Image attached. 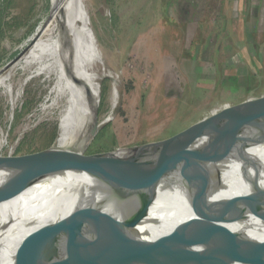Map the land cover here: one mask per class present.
I'll return each instance as SVG.
<instances>
[{
    "label": "rangeland",
    "instance_id": "374dc122",
    "mask_svg": "<svg viewBox=\"0 0 264 264\" xmlns=\"http://www.w3.org/2000/svg\"><path fill=\"white\" fill-rule=\"evenodd\" d=\"M82 1L104 61L88 115L98 128L87 146L82 138L75 148L83 154L162 141L225 108L264 96V0ZM54 8V0L0 1V74L20 58ZM26 77L14 78L20 98L13 110L0 96L1 156L49 149L61 129L58 113L29 119L47 89L39 81L25 82ZM80 98L88 112L86 93ZM68 193L66 188L44 192L28 206L23 221H46Z\"/></svg>",
    "mask_w": 264,
    "mask_h": 264
},
{
    "label": "bare ground",
    "instance_id": "6f19581e",
    "mask_svg": "<svg viewBox=\"0 0 264 264\" xmlns=\"http://www.w3.org/2000/svg\"><path fill=\"white\" fill-rule=\"evenodd\" d=\"M54 2L51 17L39 24L20 58L0 74V96L6 97L12 110L20 98L18 92L14 93L16 76H27L25 82L39 81L40 86L47 89L44 100L29 119H52L58 113L61 129L49 148L50 156L80 152L75 148L83 139L84 146L91 141L95 123L88 120V115L97 98L98 67H104L96 40L90 34V16L83 1ZM83 92L88 112L87 108H81L85 104L80 98ZM89 127L92 129L88 130ZM97 128L95 125V130ZM2 146L0 141V149ZM246 151L261 166L264 177V140ZM11 157L0 155V173L16 165L2 161L11 160ZM198 172L203 184L217 190L219 198L247 193L239 178L238 165L230 158L206 164ZM86 184L83 174L66 172L24 186L0 189V264H13L17 252L38 259L49 254L69 230L73 211L83 205ZM58 188H66L69 193L50 218L41 223L23 221L29 205L44 192ZM243 237L264 241V209L244 200L221 220L196 221L192 210L169 192L165 181L152 180L144 187L131 219L117 240L127 256L121 264H175L202 243L232 242ZM162 240L164 242L156 248L150 246ZM139 247L147 251L130 257L134 250L130 251ZM154 253L167 256L157 258ZM98 258L108 264L114 263L111 255L101 254Z\"/></svg>",
    "mask_w": 264,
    "mask_h": 264
},
{
    "label": "water",
    "instance_id": "95a60500",
    "mask_svg": "<svg viewBox=\"0 0 264 264\" xmlns=\"http://www.w3.org/2000/svg\"><path fill=\"white\" fill-rule=\"evenodd\" d=\"M94 133L95 125L91 134ZM262 140L264 96L225 108L154 143L95 155L66 152L50 156L46 149L2 160L16 165L0 173V189L66 172L81 173L87 178L83 205L73 211L70 228L58 245L43 259L17 252L13 264H108L98 258L101 254L111 255L113 264H121L127 256L118 236L131 219L144 187L152 180L165 181L169 192L192 210L196 221L221 220L244 200L264 209L262 168L246 151ZM226 157L238 165L239 178L247 190L243 196L222 199L217 190L203 184L198 169ZM163 242L150 246L156 248ZM146 251L141 247L132 249L130 257ZM175 264H264V241L243 237L232 242H205Z\"/></svg>",
    "mask_w": 264,
    "mask_h": 264
},
{
    "label": "trees",
    "instance_id": "16d2710c",
    "mask_svg": "<svg viewBox=\"0 0 264 264\" xmlns=\"http://www.w3.org/2000/svg\"><path fill=\"white\" fill-rule=\"evenodd\" d=\"M229 81H232V82H235L236 81V78H228Z\"/></svg>",
    "mask_w": 264,
    "mask_h": 264
}]
</instances>
